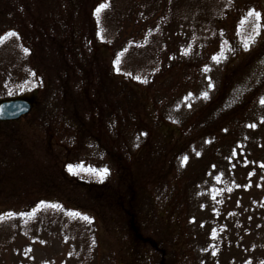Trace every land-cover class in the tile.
Returning a JSON list of instances; mask_svg holds the SVG:
<instances>
[{
	"label": "rangeland",
	"instance_id": "rangeland-1",
	"mask_svg": "<svg viewBox=\"0 0 264 264\" xmlns=\"http://www.w3.org/2000/svg\"><path fill=\"white\" fill-rule=\"evenodd\" d=\"M104 3L0 0V38L30 50L21 64L35 86L31 113L0 124V217L59 205L95 238L83 263L61 224L42 240L17 234L0 264H264V0H225L202 56L187 62L171 40L153 90L113 73L95 23ZM250 10L262 26L246 50ZM239 142L248 158L222 173Z\"/></svg>",
	"mask_w": 264,
	"mask_h": 264
},
{
	"label": "trees",
	"instance_id": "trees-1",
	"mask_svg": "<svg viewBox=\"0 0 264 264\" xmlns=\"http://www.w3.org/2000/svg\"><path fill=\"white\" fill-rule=\"evenodd\" d=\"M210 1L105 0L109 7L100 13L99 19L95 12V23L97 29H101L99 32L105 33L103 45L112 52L113 73L129 84L131 81L143 85L152 84L148 87L153 90L161 76L167 72L171 40L174 42L177 38L175 45L182 51V58H186L187 62L194 56L206 54L209 45L200 33L210 28L214 37L217 34L215 25L222 22L221 16L229 10L225 0H219L221 10L212 12L209 8ZM193 7H198L195 15L192 14ZM18 38L17 34L0 43V101L23 98L26 93L35 91L30 68L21 64L22 56L30 54V50L27 48L25 53L18 45ZM218 56L220 59L225 55L220 52ZM14 67H17L16 72L11 69ZM20 74L22 77L19 79ZM256 125L259 128L260 124ZM244 145L245 149L239 142L223 158L220 156L222 173L234 174L233 169L237 173L238 162L244 163L248 158L249 145ZM32 213H35V218L31 217ZM71 213L75 212L42 205L28 214H15L12 218L6 215L0 221V246L5 247L7 241L17 234L35 241L42 240L46 230L61 224L78 244L77 252L79 257L84 258L83 263H87L92 259L95 247V238L89 229L90 221L72 216Z\"/></svg>",
	"mask_w": 264,
	"mask_h": 264
},
{
	"label": "snow or ice",
	"instance_id": "snow-or-ice-1",
	"mask_svg": "<svg viewBox=\"0 0 264 264\" xmlns=\"http://www.w3.org/2000/svg\"><path fill=\"white\" fill-rule=\"evenodd\" d=\"M107 7H109V5L107 3H104V4H101L97 9H96V14H97V17L99 19V15L100 13L106 9ZM248 18H253V29H252V32L253 34L251 36H249L246 40L242 41V43L244 44V47L245 49L247 50V48L249 47L250 45V42L254 43V37L255 36H258L260 34V30H261V20H262V15L261 13L255 11V10H250L248 13H247V17L245 18V20L243 21V23H247L248 22ZM16 33L14 32H10L7 34L6 37H3V38H0V43H3L5 40H7L8 38H12V37H16ZM25 53H27V49H24ZM187 54V53H185ZM214 59H217L218 58H214ZM11 94V93H10ZM204 96L205 98H207V93H204ZM261 104L264 105V99H262L261 101ZM250 127H255V125H251ZM186 159V158H185ZM69 171L72 172L74 175L78 174V171L76 169H74L72 166H69ZM79 171H84L83 168H80ZM88 171L90 173H93V174H96V171L95 169H88ZM104 173L106 174L107 170H103ZM45 207H48V208H59L60 206L59 205H45ZM8 218H12L15 216L14 213H7L6 214ZM70 215L72 216H76V217H80L82 219H84L85 221H88L89 218L88 217H81V215L79 213H71ZM23 216V214H22ZM31 217L32 218H35V213H32L31 214ZM4 218L3 217H0V221H2Z\"/></svg>",
	"mask_w": 264,
	"mask_h": 264
},
{
	"label": "water",
	"instance_id": "water-1",
	"mask_svg": "<svg viewBox=\"0 0 264 264\" xmlns=\"http://www.w3.org/2000/svg\"><path fill=\"white\" fill-rule=\"evenodd\" d=\"M33 103L28 99L0 102V122H16L30 114Z\"/></svg>",
	"mask_w": 264,
	"mask_h": 264
}]
</instances>
